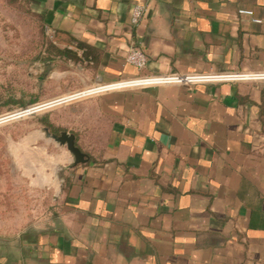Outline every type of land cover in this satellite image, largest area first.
I'll use <instances>...</instances> for the list:
<instances>
[{
	"label": "crops",
	"instance_id": "crops-1",
	"mask_svg": "<svg viewBox=\"0 0 264 264\" xmlns=\"http://www.w3.org/2000/svg\"><path fill=\"white\" fill-rule=\"evenodd\" d=\"M31 1L78 47V91L264 70V0ZM137 3L146 10L133 25ZM132 44L142 69L126 61ZM82 126L107 127L91 151ZM78 127L89 161L74 166L62 150L54 205L0 235V264H264V80L102 92L78 100Z\"/></svg>",
	"mask_w": 264,
	"mask_h": 264
},
{
	"label": "rangeland",
	"instance_id": "rangeland-1",
	"mask_svg": "<svg viewBox=\"0 0 264 264\" xmlns=\"http://www.w3.org/2000/svg\"><path fill=\"white\" fill-rule=\"evenodd\" d=\"M70 91V92H69ZM78 94V47L62 45L31 0H0V235L23 231L56 201L66 145L50 137V121L78 136V100L32 108ZM71 98V99H70ZM20 114V115H18ZM17 115V116H16ZM93 150L107 127H81ZM94 131V132H93ZM60 134V133H59ZM78 144V138L76 137Z\"/></svg>",
	"mask_w": 264,
	"mask_h": 264
},
{
	"label": "built area",
	"instance_id": "built-area-1",
	"mask_svg": "<svg viewBox=\"0 0 264 264\" xmlns=\"http://www.w3.org/2000/svg\"><path fill=\"white\" fill-rule=\"evenodd\" d=\"M146 7L141 3H137L132 8L131 23L137 25L144 16ZM243 14L252 15L253 12L249 10H241ZM257 22H262L260 19H256ZM126 61L135 66L138 69H142L147 65V55L143 49L132 44L127 52ZM253 80H264V70L259 71H237V72H224V73H189V74H159L149 75L139 78H129L111 83L97 84L90 86L84 90L78 91L75 95L76 98L67 100V98L60 100V102L67 103L74 100H80L92 95H96L102 92L110 90L133 87L138 85H154V84H198L207 82H239V81H253ZM37 109V108H36ZM34 110V109H33ZM30 111V112H29ZM26 113H31L29 110ZM37 111V110H36ZM20 115V114H18ZM17 116V115H16Z\"/></svg>",
	"mask_w": 264,
	"mask_h": 264
},
{
	"label": "water",
	"instance_id": "water-1",
	"mask_svg": "<svg viewBox=\"0 0 264 264\" xmlns=\"http://www.w3.org/2000/svg\"><path fill=\"white\" fill-rule=\"evenodd\" d=\"M37 106H34L31 109L25 108L23 110H27V111L32 110L31 113H35L36 110L42 109V108L47 107L49 105L45 104V105H42L39 107H37ZM48 135L50 137H52L53 139H55L56 141L60 142L61 144L67 146L68 150L74 156V166H76L78 164H83V163H86L89 161L90 156L78 146L77 141H76V135L74 133H70L68 131H61L60 134L49 132Z\"/></svg>",
	"mask_w": 264,
	"mask_h": 264
},
{
	"label": "trees",
	"instance_id": "trees-1",
	"mask_svg": "<svg viewBox=\"0 0 264 264\" xmlns=\"http://www.w3.org/2000/svg\"><path fill=\"white\" fill-rule=\"evenodd\" d=\"M42 122H44V124H45L46 126H48L51 130H53L56 134H59V133L62 131L61 128L55 126L54 124H52V123H51L50 121H48V120H44V121H42Z\"/></svg>",
	"mask_w": 264,
	"mask_h": 264
},
{
	"label": "bare ground",
	"instance_id": "bare-ground-1",
	"mask_svg": "<svg viewBox=\"0 0 264 264\" xmlns=\"http://www.w3.org/2000/svg\"><path fill=\"white\" fill-rule=\"evenodd\" d=\"M63 99H65V98H63ZM60 100H62V99H58L57 101H52V102H48V103H45V104H48L49 106H52V105H54V104L61 103ZM62 102H63V101H62ZM45 104L38 105L37 107L42 106V105H45ZM49 106H47V107H49ZM44 108H46V107H44ZM42 109H43V108H42ZM38 110H41V109H38ZM38 110H37V111H38ZM24 112L26 113L27 110H24Z\"/></svg>",
	"mask_w": 264,
	"mask_h": 264
}]
</instances>
